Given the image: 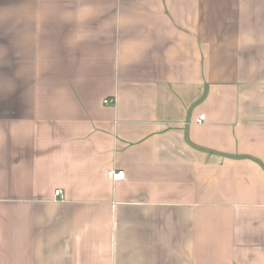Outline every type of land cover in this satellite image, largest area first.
I'll use <instances>...</instances> for the list:
<instances>
[{
	"label": "crops",
	"instance_id": "crops-1",
	"mask_svg": "<svg viewBox=\"0 0 264 264\" xmlns=\"http://www.w3.org/2000/svg\"><path fill=\"white\" fill-rule=\"evenodd\" d=\"M0 264H264V0H0Z\"/></svg>",
	"mask_w": 264,
	"mask_h": 264
},
{
	"label": "built area",
	"instance_id": "built-area-1",
	"mask_svg": "<svg viewBox=\"0 0 264 264\" xmlns=\"http://www.w3.org/2000/svg\"><path fill=\"white\" fill-rule=\"evenodd\" d=\"M112 101H113L112 99H105L104 103L108 104V103H112ZM203 117H204L203 114H201L200 117H199V121H201L203 119ZM123 175H124L123 170H116V171L112 172L111 177H112L113 180H120V179L123 178ZM55 194L59 195V194H61V191L60 190H56Z\"/></svg>",
	"mask_w": 264,
	"mask_h": 264
}]
</instances>
